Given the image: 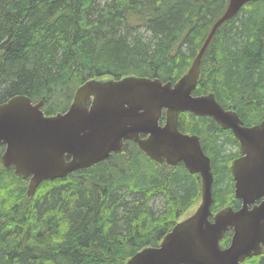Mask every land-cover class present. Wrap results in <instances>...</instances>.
Segmentation results:
<instances>
[{
    "label": "trees",
    "instance_id": "trees-1",
    "mask_svg": "<svg viewBox=\"0 0 264 264\" xmlns=\"http://www.w3.org/2000/svg\"><path fill=\"white\" fill-rule=\"evenodd\" d=\"M228 0H0V104L18 94L65 111L92 78L134 75L172 81L190 68ZM194 94L213 92L246 125L264 118V0L223 23L201 60ZM164 116L161 123L164 122ZM211 159L214 213L241 206L227 150L238 145L211 117L180 113ZM0 264H124L164 234L200 197V177L182 164L149 159L131 141L105 161L46 179L27 198L28 180L1 163ZM228 151V152H227ZM230 151V152H229ZM231 231L220 241L229 245ZM243 264H264V251Z\"/></svg>",
    "mask_w": 264,
    "mask_h": 264
},
{
    "label": "water",
    "instance_id": "water-1",
    "mask_svg": "<svg viewBox=\"0 0 264 264\" xmlns=\"http://www.w3.org/2000/svg\"><path fill=\"white\" fill-rule=\"evenodd\" d=\"M254 0H228L187 72L174 83L129 75L92 78L78 86L64 112L45 115L43 100L23 94L0 104L1 162L28 179L31 198L46 179L63 178L122 152L135 142L152 161L183 163L201 179V196L190 212L156 246H145L125 264H243L264 250V118L246 126L234 109H225L214 93L193 94L201 76V60L217 29ZM165 110V123L160 118ZM210 116L230 128L241 155L231 161L238 209L227 205L213 216L214 173L197 134L179 130L180 112ZM259 201V202H258ZM232 229L230 244L220 240Z\"/></svg>",
    "mask_w": 264,
    "mask_h": 264
},
{
    "label": "flooded vegetation",
    "instance_id": "flooded-vegetation-1",
    "mask_svg": "<svg viewBox=\"0 0 264 264\" xmlns=\"http://www.w3.org/2000/svg\"><path fill=\"white\" fill-rule=\"evenodd\" d=\"M226 130H228L229 131V129H226ZM230 132L232 133V131L230 130ZM232 135H233V133H232ZM227 150H230V151H232V152H238L239 151V144L238 145H230L229 147H228V149ZM229 151V152H230ZM228 152V151H227Z\"/></svg>",
    "mask_w": 264,
    "mask_h": 264
},
{
    "label": "rangeland",
    "instance_id": "rangeland-1",
    "mask_svg": "<svg viewBox=\"0 0 264 264\" xmlns=\"http://www.w3.org/2000/svg\"><path fill=\"white\" fill-rule=\"evenodd\" d=\"M103 1H105V0H103Z\"/></svg>",
    "mask_w": 264,
    "mask_h": 264
}]
</instances>
